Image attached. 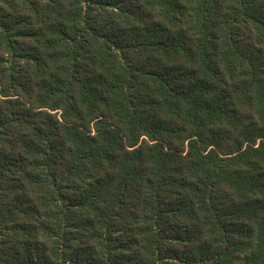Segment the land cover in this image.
<instances>
[{
	"label": "trees",
	"instance_id": "obj_1",
	"mask_svg": "<svg viewBox=\"0 0 264 264\" xmlns=\"http://www.w3.org/2000/svg\"><path fill=\"white\" fill-rule=\"evenodd\" d=\"M0 264H264V0H0Z\"/></svg>",
	"mask_w": 264,
	"mask_h": 264
}]
</instances>
